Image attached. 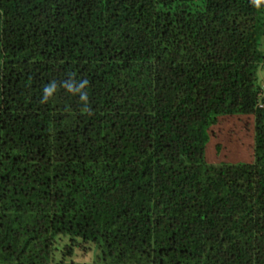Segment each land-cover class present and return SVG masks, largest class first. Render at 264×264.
I'll return each instance as SVG.
<instances>
[{"label": "trees", "instance_id": "1", "mask_svg": "<svg viewBox=\"0 0 264 264\" xmlns=\"http://www.w3.org/2000/svg\"><path fill=\"white\" fill-rule=\"evenodd\" d=\"M263 34L264 0H0V264H264ZM233 115L251 159L207 162Z\"/></svg>", "mask_w": 264, "mask_h": 264}, {"label": "rangeland", "instance_id": "2", "mask_svg": "<svg viewBox=\"0 0 264 264\" xmlns=\"http://www.w3.org/2000/svg\"><path fill=\"white\" fill-rule=\"evenodd\" d=\"M259 49L264 55V34L258 39ZM258 82L264 85V67L258 69ZM246 116L217 117L206 130L204 158L207 162H242L251 159L252 124L245 122ZM90 255H82L87 261Z\"/></svg>", "mask_w": 264, "mask_h": 264}, {"label": "clouds", "instance_id": "3", "mask_svg": "<svg viewBox=\"0 0 264 264\" xmlns=\"http://www.w3.org/2000/svg\"><path fill=\"white\" fill-rule=\"evenodd\" d=\"M49 90L46 89V92H48Z\"/></svg>", "mask_w": 264, "mask_h": 264}]
</instances>
